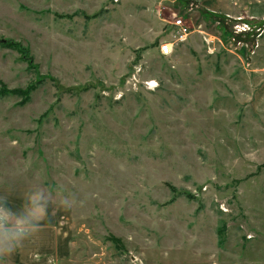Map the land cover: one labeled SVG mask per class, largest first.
<instances>
[{"label": "rangeland", "instance_id": "1", "mask_svg": "<svg viewBox=\"0 0 264 264\" xmlns=\"http://www.w3.org/2000/svg\"><path fill=\"white\" fill-rule=\"evenodd\" d=\"M9 187L51 264H264V0H0Z\"/></svg>", "mask_w": 264, "mask_h": 264}, {"label": "clouds", "instance_id": "2", "mask_svg": "<svg viewBox=\"0 0 264 264\" xmlns=\"http://www.w3.org/2000/svg\"><path fill=\"white\" fill-rule=\"evenodd\" d=\"M12 191L9 187L0 193V264H8L24 249L26 242H32L39 236L52 203L49 191L34 187L23 193L20 208L13 210L9 207Z\"/></svg>", "mask_w": 264, "mask_h": 264}, {"label": "crops", "instance_id": "3", "mask_svg": "<svg viewBox=\"0 0 264 264\" xmlns=\"http://www.w3.org/2000/svg\"><path fill=\"white\" fill-rule=\"evenodd\" d=\"M25 246H27L29 250L23 249L21 252L14 255L9 263L20 262V264H51L47 259L39 260L38 258L41 257L40 255H42L43 252L49 251L44 250L47 245L44 246V244L40 245L38 242H29Z\"/></svg>", "mask_w": 264, "mask_h": 264}, {"label": "built area", "instance_id": "4", "mask_svg": "<svg viewBox=\"0 0 264 264\" xmlns=\"http://www.w3.org/2000/svg\"><path fill=\"white\" fill-rule=\"evenodd\" d=\"M174 24L177 27L176 31V39L178 42L186 41L189 35L192 33V30L186 26L184 20L181 18H175ZM172 51L171 43L161 44L160 45V52L163 55L170 54Z\"/></svg>", "mask_w": 264, "mask_h": 264}]
</instances>
